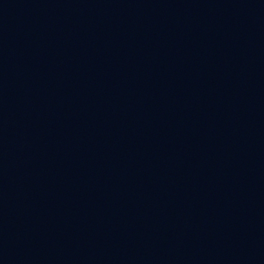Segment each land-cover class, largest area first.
I'll return each mask as SVG.
<instances>
[{
	"label": "water",
	"instance_id": "water-1",
	"mask_svg": "<svg viewBox=\"0 0 264 264\" xmlns=\"http://www.w3.org/2000/svg\"><path fill=\"white\" fill-rule=\"evenodd\" d=\"M0 264H264V0H0Z\"/></svg>",
	"mask_w": 264,
	"mask_h": 264
}]
</instances>
